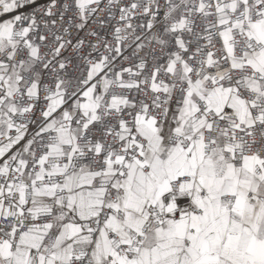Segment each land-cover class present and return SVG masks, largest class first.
<instances>
[{"label": "snow or ice", "instance_id": "obj_1", "mask_svg": "<svg viewBox=\"0 0 264 264\" xmlns=\"http://www.w3.org/2000/svg\"><path fill=\"white\" fill-rule=\"evenodd\" d=\"M0 264H264V0H0Z\"/></svg>", "mask_w": 264, "mask_h": 264}]
</instances>
